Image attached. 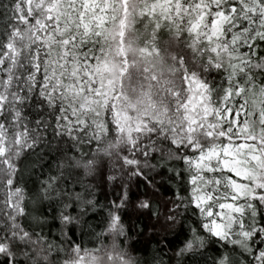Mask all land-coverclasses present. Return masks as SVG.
<instances>
[{
	"label": "snow or ice",
	"instance_id": "6c2138e0",
	"mask_svg": "<svg viewBox=\"0 0 264 264\" xmlns=\"http://www.w3.org/2000/svg\"><path fill=\"white\" fill-rule=\"evenodd\" d=\"M0 264H264V0H0Z\"/></svg>",
	"mask_w": 264,
	"mask_h": 264
}]
</instances>
